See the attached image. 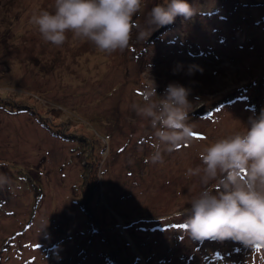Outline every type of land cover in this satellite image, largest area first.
I'll return each instance as SVG.
<instances>
[{
  "label": "rangeland",
  "instance_id": "374dc122",
  "mask_svg": "<svg viewBox=\"0 0 264 264\" xmlns=\"http://www.w3.org/2000/svg\"><path fill=\"white\" fill-rule=\"evenodd\" d=\"M163 2L142 0L146 37L134 28L106 54L71 32L59 47L42 39L30 18L54 0H0V264H264V249L182 227L201 190L186 170L264 109V0H187L195 15L153 36L148 13ZM149 78L157 97L189 89L199 133L156 163L155 130L132 107Z\"/></svg>",
  "mask_w": 264,
  "mask_h": 264
},
{
  "label": "clouds",
  "instance_id": "9594fccd",
  "mask_svg": "<svg viewBox=\"0 0 264 264\" xmlns=\"http://www.w3.org/2000/svg\"><path fill=\"white\" fill-rule=\"evenodd\" d=\"M142 0H54V11L31 15L45 42L62 46L66 33L73 39L92 43L100 52L111 54L129 45L132 30L144 39L146 30L133 21ZM187 0H165L148 13L149 27L172 24L177 16L195 15ZM192 68H189L191 74ZM150 79V78H149ZM189 89L178 83L166 86L157 97L154 81L142 90V103L133 104L138 116L149 120L157 141L153 163L162 162L161 152L171 153L188 146L199 133L188 123ZM202 166L189 167L185 176L197 177L201 190L189 201L182 227L195 240L231 237L251 249H264V109L249 118L248 125L204 146ZM215 181L213 188L210 182ZM10 184L0 174V188Z\"/></svg>",
  "mask_w": 264,
  "mask_h": 264
},
{
  "label": "trees",
  "instance_id": "16d2710c",
  "mask_svg": "<svg viewBox=\"0 0 264 264\" xmlns=\"http://www.w3.org/2000/svg\"><path fill=\"white\" fill-rule=\"evenodd\" d=\"M170 26H171V24H169V25H166V26H162L161 28H159V29H156V31L153 33V36H155V35H157L161 30H167V29H169L170 28ZM153 38V37H152ZM196 53V52H195ZM262 77H264V75L262 76ZM261 77V78H262ZM261 82H262V80H260ZM235 82V81H234ZM228 98V97H227ZM227 98H225L224 99V101L225 100H227ZM223 100V99H222ZM216 102V101H215ZM9 109H14V107H9ZM204 111V110H203ZM199 112H201L202 113V111L200 110V109H198V111H195V113L196 114H198ZM205 112V111H204ZM39 121H41V123L42 124H44V125H46L47 127H49V125H47L48 124V122L43 118V117H41V116H38V118H37ZM50 129H52L51 127H49ZM53 130V129H52ZM62 134V136L63 137H66V138H76V137H73L72 135H66L65 133H61ZM84 150H86V149H84ZM86 164V163H85ZM85 170H84V172H83V176H84V178H83V191H84V196H86V192L88 191L87 190V188H88V185H87V183L89 182V165L88 164H86L85 165ZM93 188V187H92ZM91 190H93V189H91ZM83 208H85V209H88V206L86 205V203H84L83 205ZM112 261V263L113 264H121L120 262H118L117 260H111Z\"/></svg>",
  "mask_w": 264,
  "mask_h": 264
}]
</instances>
